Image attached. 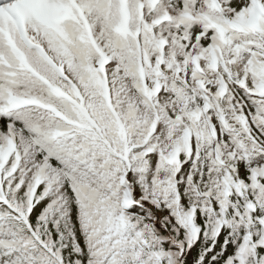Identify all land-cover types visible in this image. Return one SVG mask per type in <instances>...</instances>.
Masks as SVG:
<instances>
[{"label": "snow or ice", "instance_id": "6c2138e0", "mask_svg": "<svg viewBox=\"0 0 264 264\" xmlns=\"http://www.w3.org/2000/svg\"><path fill=\"white\" fill-rule=\"evenodd\" d=\"M0 264H264V0H0Z\"/></svg>", "mask_w": 264, "mask_h": 264}]
</instances>
